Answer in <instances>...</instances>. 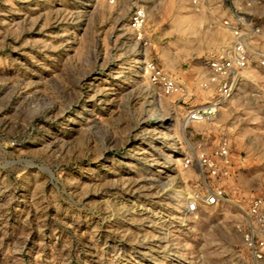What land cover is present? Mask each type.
<instances>
[{
  "label": "rangeland",
  "instance_id": "rangeland-1",
  "mask_svg": "<svg viewBox=\"0 0 264 264\" xmlns=\"http://www.w3.org/2000/svg\"><path fill=\"white\" fill-rule=\"evenodd\" d=\"M143 3L137 33L122 0H0V264H248L233 202L264 197L262 79L184 127L206 56L229 42L224 12ZM145 58L184 92L151 85ZM220 136L233 202L186 213L200 172L182 158Z\"/></svg>",
  "mask_w": 264,
  "mask_h": 264
},
{
  "label": "built area",
  "instance_id": "built-area-1",
  "mask_svg": "<svg viewBox=\"0 0 264 264\" xmlns=\"http://www.w3.org/2000/svg\"><path fill=\"white\" fill-rule=\"evenodd\" d=\"M106 1L117 5L121 0ZM122 1L129 4V28L139 33L147 19L143 0ZM222 4L225 13L220 25L229 34V42L206 56L198 82L203 97L188 108L183 117L184 127L214 117L237 91L252 85L255 75L261 77L264 85L263 14L254 12V8L264 6V0H222ZM142 72L163 95L184 92L176 77L154 60L145 58ZM233 163L228 136H220L210 152L199 143L182 158L181 167L194 165L200 172V181L183 196L186 213L232 201L217 180L230 177ZM233 203L248 264H264V197L252 196L246 202Z\"/></svg>",
  "mask_w": 264,
  "mask_h": 264
},
{
  "label": "crops",
  "instance_id": "crops-1",
  "mask_svg": "<svg viewBox=\"0 0 264 264\" xmlns=\"http://www.w3.org/2000/svg\"><path fill=\"white\" fill-rule=\"evenodd\" d=\"M218 6H219V8H221V10L224 12L223 4H222V0H219ZM224 13H225V12H224Z\"/></svg>",
  "mask_w": 264,
  "mask_h": 264
}]
</instances>
